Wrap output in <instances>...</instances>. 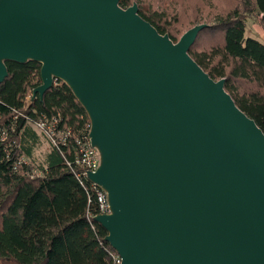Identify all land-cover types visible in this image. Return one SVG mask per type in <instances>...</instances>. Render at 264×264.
I'll list each match as a JSON object with an SVG mask.
<instances>
[{"label": "water", "instance_id": "1", "mask_svg": "<svg viewBox=\"0 0 264 264\" xmlns=\"http://www.w3.org/2000/svg\"><path fill=\"white\" fill-rule=\"evenodd\" d=\"M121 0H0L6 63L41 65L90 120L107 196L94 221L122 264H264V132L175 43Z\"/></svg>", "mask_w": 264, "mask_h": 264}, {"label": "trees", "instance_id": "2", "mask_svg": "<svg viewBox=\"0 0 264 264\" xmlns=\"http://www.w3.org/2000/svg\"><path fill=\"white\" fill-rule=\"evenodd\" d=\"M240 8L217 13L190 50L192 59L225 90L238 108L264 132V42L246 37L250 16L261 17L264 0H238ZM120 6L129 8L128 0ZM139 15L156 28L158 15ZM159 21V22H158ZM220 38L197 51L203 34ZM173 40V39H172ZM9 76L0 85V264H115L107 231L94 218L100 213L94 184L78 177L77 139L89 136L90 120L68 86L59 81L42 99L41 65L6 63ZM251 87L240 91L236 84ZM28 98H30L28 100ZM57 119L58 131H70L65 145H52L35 129L41 119ZM49 145L41 157L37 152ZM22 159L28 164L17 165Z\"/></svg>", "mask_w": 264, "mask_h": 264}, {"label": "rangeland", "instance_id": "3", "mask_svg": "<svg viewBox=\"0 0 264 264\" xmlns=\"http://www.w3.org/2000/svg\"><path fill=\"white\" fill-rule=\"evenodd\" d=\"M129 6L138 5L139 10L147 15H158V25L165 30L175 43L191 29L199 25H212L216 14H226L240 8L241 1L238 0H128ZM246 37L257 38L264 42V27L261 17L250 16L247 20ZM214 43H220V38L208 32L200 36L196 47L197 51H203ZM240 91H250L251 87L243 84H236ZM47 141V140H46ZM44 143L37 152L41 157L49 143Z\"/></svg>", "mask_w": 264, "mask_h": 264}, {"label": "built area", "instance_id": "4", "mask_svg": "<svg viewBox=\"0 0 264 264\" xmlns=\"http://www.w3.org/2000/svg\"><path fill=\"white\" fill-rule=\"evenodd\" d=\"M59 81H55V85ZM63 83V82H61ZM64 84V83H63ZM30 98H28L29 100ZM59 121L57 119L47 120L41 119L37 122L34 127L40 132L47 141H49L52 145L57 146L60 144H64L68 137L71 136L70 131L59 132L58 131ZM0 137L3 141L7 139V134L4 132H0ZM78 146V157L76 160V164L83 168V173L78 174V177H87L88 172H96L99 164L100 158L98 151L92 146L90 137H82L77 139ZM28 164L26 159H22L17 165ZM94 189L97 192L98 202L100 205V213L101 215L109 214V206L107 201L106 193L94 184ZM113 260L115 264H122V260L118 254L113 255Z\"/></svg>", "mask_w": 264, "mask_h": 264}]
</instances>
